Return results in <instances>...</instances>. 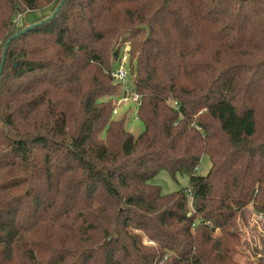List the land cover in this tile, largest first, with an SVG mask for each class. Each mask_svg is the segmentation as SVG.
<instances>
[{"label": "trees", "instance_id": "obj_1", "mask_svg": "<svg viewBox=\"0 0 264 264\" xmlns=\"http://www.w3.org/2000/svg\"><path fill=\"white\" fill-rule=\"evenodd\" d=\"M8 40L0 264H207L199 231L264 215V0H0V63ZM125 46L138 135L112 117Z\"/></svg>", "mask_w": 264, "mask_h": 264}, {"label": "rangeland", "instance_id": "obj_2", "mask_svg": "<svg viewBox=\"0 0 264 264\" xmlns=\"http://www.w3.org/2000/svg\"><path fill=\"white\" fill-rule=\"evenodd\" d=\"M40 14L41 10H35L27 14V19L33 20ZM19 19L20 17L17 18L20 22ZM127 51L125 48L123 53ZM125 64L128 68L127 62ZM117 111V115L112 117L117 119L126 113L124 127L127 131L138 135L144 129L142 122L136 117L133 104H122L117 107ZM210 166L209 157L202 154L194 172L205 175ZM148 182L159 186L161 192L166 194L187 188L188 174L178 173L172 176L167 170H160ZM200 233L199 231L200 250L204 253L207 264H264V217L258 218L251 209L238 215L227 227L208 230L202 237ZM145 243L151 244L147 241Z\"/></svg>", "mask_w": 264, "mask_h": 264}, {"label": "built area", "instance_id": "obj_3", "mask_svg": "<svg viewBox=\"0 0 264 264\" xmlns=\"http://www.w3.org/2000/svg\"><path fill=\"white\" fill-rule=\"evenodd\" d=\"M129 49L128 47H125ZM127 52H122L121 57L116 62L115 67L111 71V77L114 82L120 84V92L111 100L113 115H117V107L122 104H133L135 108L140 104L141 96L131 85L129 81V69L126 67ZM258 218H263V214H256Z\"/></svg>", "mask_w": 264, "mask_h": 264}, {"label": "water", "instance_id": "obj_4", "mask_svg": "<svg viewBox=\"0 0 264 264\" xmlns=\"http://www.w3.org/2000/svg\"><path fill=\"white\" fill-rule=\"evenodd\" d=\"M12 38H15V35H14V37H12ZM10 40H8L5 44H4V49H3V57H2V60H1V63H0V75H1V72H2V70H3V64H4V61H5V56H6V48H7V44H8V42H9Z\"/></svg>", "mask_w": 264, "mask_h": 264}]
</instances>
